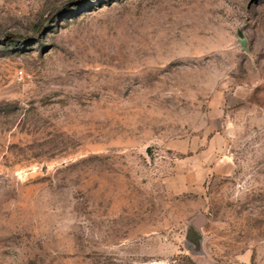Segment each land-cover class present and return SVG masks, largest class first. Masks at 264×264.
<instances>
[{"label": "rangeland", "instance_id": "1", "mask_svg": "<svg viewBox=\"0 0 264 264\" xmlns=\"http://www.w3.org/2000/svg\"><path fill=\"white\" fill-rule=\"evenodd\" d=\"M0 264H264V0H0Z\"/></svg>", "mask_w": 264, "mask_h": 264}]
</instances>
